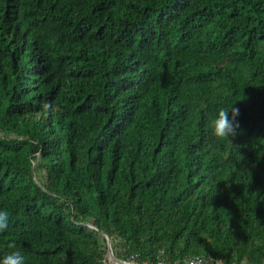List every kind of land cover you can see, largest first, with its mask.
Segmentation results:
<instances>
[{
	"label": "trees",
	"instance_id": "trees-1",
	"mask_svg": "<svg viewBox=\"0 0 264 264\" xmlns=\"http://www.w3.org/2000/svg\"><path fill=\"white\" fill-rule=\"evenodd\" d=\"M4 210L27 264H264V0H0Z\"/></svg>",
	"mask_w": 264,
	"mask_h": 264
},
{
	"label": "clouds",
	"instance_id": "clouds-1",
	"mask_svg": "<svg viewBox=\"0 0 264 264\" xmlns=\"http://www.w3.org/2000/svg\"><path fill=\"white\" fill-rule=\"evenodd\" d=\"M231 112V117L229 116ZM239 109L230 106V108H220L216 118L211 121L212 135L219 143H230V138L238 134L239 123L237 117ZM9 227V213L0 211V233L5 232ZM10 248H15V244H9ZM0 264H27V257L19 250L11 251L0 258Z\"/></svg>",
	"mask_w": 264,
	"mask_h": 264
},
{
	"label": "built area",
	"instance_id": "built-area-1",
	"mask_svg": "<svg viewBox=\"0 0 264 264\" xmlns=\"http://www.w3.org/2000/svg\"><path fill=\"white\" fill-rule=\"evenodd\" d=\"M138 255L132 254L128 259H119L120 262H114L109 258L107 264H226L222 259L205 255H192L189 257L176 259L174 261L168 260L165 257L158 256L155 260H137ZM234 264V263H233ZM245 264V263H241Z\"/></svg>",
	"mask_w": 264,
	"mask_h": 264
},
{
	"label": "water",
	"instance_id": "water-1",
	"mask_svg": "<svg viewBox=\"0 0 264 264\" xmlns=\"http://www.w3.org/2000/svg\"><path fill=\"white\" fill-rule=\"evenodd\" d=\"M35 178V176H34ZM106 242H107V250L109 254V258L113 260L114 262H120V260L114 255V252L112 250L111 242L108 236H106Z\"/></svg>",
	"mask_w": 264,
	"mask_h": 264
}]
</instances>
